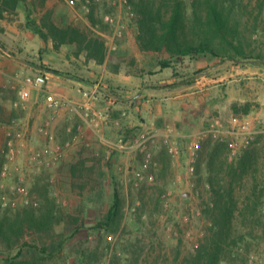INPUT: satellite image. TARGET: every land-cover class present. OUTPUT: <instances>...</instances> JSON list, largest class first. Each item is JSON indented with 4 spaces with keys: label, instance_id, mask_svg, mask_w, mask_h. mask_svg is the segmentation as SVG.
I'll return each instance as SVG.
<instances>
[{
    "label": "rangeland",
    "instance_id": "obj_1",
    "mask_svg": "<svg viewBox=\"0 0 264 264\" xmlns=\"http://www.w3.org/2000/svg\"><path fill=\"white\" fill-rule=\"evenodd\" d=\"M67 1L50 0V4L55 5L60 20L63 19L68 22L72 19L75 22L77 21L76 23L81 24L85 31L92 36L105 34L109 35V38L112 39L111 37H113L116 25L106 23V15H112L116 22L124 25L123 37L116 39L115 44L117 49L111 52L112 54L119 51V42L121 43V40H124L129 23L133 27V33L136 39L138 38L137 13L135 12V17L131 18L125 7L120 5V0L91 2L89 12L82 10L81 5L71 7ZM129 1L133 5V8H135V3H138L140 0ZM144 1L156 8L162 6L160 0ZM24 3V6L29 5L33 7L30 9L31 11L34 10L32 13L36 19L40 17V13L33 6L39 3L38 0H25ZM187 4L190 5V2H187ZM78 15L86 19L87 24L80 22ZM164 15H168V12H165ZM91 16L94 17L96 23L99 25L98 27L93 24V20L90 18ZM234 16L242 24L241 27L244 33L245 44L252 46L248 48V51L253 49L256 55L262 54L264 56V0H244L240 6V10L235 12ZM12 19L5 15H0V41L4 43L10 52L21 56V51L17 47L12 46L11 42L5 36L8 23ZM18 25L23 26V24ZM186 26L187 30H189L188 34L190 35L191 23L188 22ZM38 41L39 38L35 36L34 41H30L31 46L34 47V43ZM112 42L111 40L110 44ZM137 43L139 45L138 39ZM139 47L143 51H151L153 53L150 54V57H152L150 58L152 63L151 67H155L156 64L160 65L162 61L171 60L173 67H176V72L178 73L185 72L184 69H188V72L193 71V67H199L201 65H208L209 67L212 66L211 62L213 65L218 63L220 66H225L227 69L237 67L229 59L221 61L218 58L194 56L192 61H189L188 57L178 61L165 48L161 50H144L140 45ZM47 49L46 46L44 51L45 55L47 54ZM71 50L74 51L73 48ZM24 57L29 58L25 53ZM122 57L120 58L122 59ZM124 57L123 61L127 63L132 58L127 54ZM261 62H246L239 64V67L249 64L264 67V61ZM172 69L174 70L175 68ZM1 70L4 72L0 71V197L5 196L7 200L12 198L13 189L22 185L27 187L31 195L37 197L39 205L38 207H25L20 205L12 209L3 207L0 203V215L1 217L9 216L12 219L18 220L17 215L20 210L31 208H34L31 210H34L39 215V213L45 212L49 208V201L44 197V193H49L48 197L51 201L55 200L54 203H56L57 208L62 213L60 220L57 221L50 233L38 232L29 226L26 227L23 234L21 232L18 233L17 229H14L12 231L13 235L11 236L16 242L13 245L12 253L15 254L20 247L26 244L39 245L42 248L44 243L61 242L63 246L61 251L55 252L50 256H45L43 264H111L113 254L117 248L121 255L129 253L130 258L135 257L134 251L141 253L139 264H189L186 262V258L197 255L204 244H207L213 227L211 216L208 213V205L211 202V186L208 184L205 175V163L201 160V156L204 157V153L200 151L202 144L223 138L222 140L229 141V143L233 140L238 141L242 146L241 136H238L237 140H232L229 137L233 135V132L239 131L248 121L246 120L242 123L237 122L235 125L227 127L224 119L227 110H223V115L219 114L217 116L212 105L209 104L207 108H204L200 116L203 118V122L200 123L203 124L195 127L191 126V128H188L185 132H181L179 135L170 131V129L164 131L163 134L151 128L142 129L156 133L155 141L150 145L152 168L146 172L154 175V181L145 180L136 185L137 179H135V175L138 171L142 170L144 158L142 153L136 152L132 153L135 157L132 167L128 169V165H126L118 172H115L117 180L113 181V183L98 184L96 189L94 187L96 186L95 183L88 185L84 189V191H87L85 196L79 192L82 191V188H74V186L72 187L73 191H77H72L74 194H66L63 192V194L61 193L59 196H55L52 193L56 188L52 183H48L47 189H45L46 186L43 188L44 184L36 183L34 174L37 169L35 166L31 165L33 171L30 172L31 177L28 178L25 176V169L20 164L25 140L17 141L19 152L16 160L9 165L11 174L9 176L2 174L3 168L6 165L4 157L7 143L6 132L11 127L16 131L24 133V124L19 114L26 111V108L30 105L32 91L25 107H16L15 104L20 100L19 92L24 85L13 81V77L5 75L7 71L3 68ZM75 70H77V67L73 71ZM80 70L82 69L80 68ZM202 72L207 73L206 69ZM16 73L21 78L26 77L21 72ZM16 73H13V75L15 76ZM95 82H100L101 91L103 88L102 80L96 79ZM46 85L47 81L40 88L41 92L45 94V99L49 95L45 92L44 87ZM257 86L261 88H255L254 92L257 93L255 97L256 99L258 97L263 99L264 84H257ZM203 87L207 86L204 85ZM84 91L88 90H83L82 96ZM222 92L226 96L225 89ZM206 97L203 96V98ZM100 99L99 97V102H101ZM225 100L227 101V97H225ZM201 101L206 102L205 99H196L197 104L201 105ZM226 101H223L221 105L227 106ZM257 102L259 101L257 100ZM258 106L256 105V107ZM192 108V106H189V110H192ZM194 112L195 109L191 111V113ZM211 118H213L212 124L207 125V119ZM250 128L252 129V124H250ZM142 130H134L133 132L137 133ZM211 131H218L220 134L219 138L215 137ZM228 131L232 133H228ZM204 133L207 134L202 136L197 156L193 160L187 152V146L199 134L203 135ZM168 135L171 136L172 140L177 143L180 149L178 156H174L164 142ZM255 137L254 140L258 141V144L263 142L259 138V134ZM246 148L243 147L240 151L242 152ZM229 150V161L232 162L237 156L231 159V149L229 148ZM193 165L195 171L191 173L190 167ZM107 170L111 171L114 169L110 167ZM226 171L228 172V170ZM101 172V169H97V173L100 174ZM260 177L262 178L260 184L263 186L262 191H264V172L261 173ZM125 178L127 179L126 181ZM251 178H253L252 175L247 174L244 180L237 184L235 191L237 205L231 224L230 238L231 244L234 243L232 241L236 243H234V252L226 253L222 256V264H264V198L255 215L247 218L243 214L246 204L250 203L247 195L254 189V183L251 181ZM115 188L119 189L123 199L124 219L121 225L122 228L115 233H109L103 229L97 230L94 227L104 219V216L110 209ZM73 216H77L80 220L76 222L75 218H72ZM30 256L38 258V255L35 253L27 254V257Z\"/></svg>",
    "mask_w": 264,
    "mask_h": 264
},
{
    "label": "crops",
    "instance_id": "obj_2",
    "mask_svg": "<svg viewBox=\"0 0 264 264\" xmlns=\"http://www.w3.org/2000/svg\"><path fill=\"white\" fill-rule=\"evenodd\" d=\"M24 1L18 0L13 11L3 13V16L13 18L8 23L5 36L12 46L21 51V56H12L0 49V71L4 72L2 68L6 70L5 75L8 77H14L13 73L16 72H21L25 76H45L47 78L45 92L58 95L63 100L60 110H50L46 105L45 94L40 88H31L30 105L26 111L19 114L26 134L20 158L26 177H31V154L48 144L39 133V128L47 122L50 123L51 131L56 139L53 145H62L63 156L60 162L51 168H36L34 174L36 183L44 184L43 188L46 186V189L48 183H52L56 188L52 193L55 196L63 192L74 194L73 192L77 191H73V186L82 188L79 192L85 196L87 191L84 189L88 185L95 183L96 189L98 184L113 183L117 180L115 172L126 165L130 169L135 161L134 154L117 152L108 166H105L97 154L104 153L108 141L117 140L124 130L132 132L146 128L159 131L160 134L170 129L179 135L191 126L203 124L200 123L203 122L200 116L204 108L211 104L217 116L223 115V110H227V118L224 117L227 127L247 120L252 124L254 139L259 134V138L263 141L257 145L260 153L258 162L260 170L254 176L256 182L262 181L260 175L264 172L262 170L264 169V96L263 99L261 97L256 99L257 93L254 91L255 88H261L257 84H264V67L249 64L227 69L225 66H220L218 63L213 65L211 62L212 66L193 67V71L189 72L188 69H184L185 72L175 75L170 67L163 68L157 64L151 67L150 54L153 53L140 49L130 23L124 40L119 42V51L113 54L108 50L112 39L109 35L100 34L106 47L105 61L100 64L93 58L89 59L87 51L80 50L76 44L55 45L52 36L47 32L50 26L60 30L76 27L88 34L89 38L97 36H92L85 31L81 24L76 23L77 21L60 20L58 11L55 5L50 4V0H38L39 3L36 6L33 5L40 13L37 19L33 16L34 10L30 9L33 7L24 6ZM78 16L80 22L87 24L86 19ZM30 19L34 20L48 35L46 43L29 29ZM35 36L39 38V41L32 47L30 41H34ZM46 46L48 49L45 55ZM24 53L29 58L24 57ZM126 54L132 57L128 63L123 61ZM75 67L77 70L73 71ZM205 69L206 74L202 72ZM55 71L71 73L76 78ZM96 79L102 80L103 83L99 93L101 102L98 108L105 109L108 105L111 106L110 121L101 132L86 125L82 119L84 101L82 91L92 89L97 83ZM203 84L207 87H203ZM223 89L226 91V96L222 92ZM203 96L207 97L203 98ZM198 98L206 100V102H200L203 105L202 108L196 102ZM223 101L227 102V106L221 105ZM233 104L238 106L249 104L248 113L235 114ZM256 105L259 106L256 107ZM189 106L193 107L192 110L195 109L194 113H191ZM212 121L213 118L207 119L206 124H212ZM79 128H81L82 139L78 143L70 144L74 132ZM229 138L238 139L236 135H230ZM110 167L114 170H107ZM97 169H101L102 172L97 173Z\"/></svg>",
    "mask_w": 264,
    "mask_h": 264
},
{
    "label": "trees",
    "instance_id": "obj_3",
    "mask_svg": "<svg viewBox=\"0 0 264 264\" xmlns=\"http://www.w3.org/2000/svg\"><path fill=\"white\" fill-rule=\"evenodd\" d=\"M160 1L162 6L158 8L144 0L135 3L137 39L142 49L161 50L165 48L178 61L186 57L192 61L194 56L218 58L221 61L229 59L236 66L251 61H264L262 54L256 55L253 49L248 51V48L252 46L245 44L242 24L234 16L235 12L240 10L244 0ZM17 2L18 0H1L0 15H3L5 11H13ZM187 2H190V5ZM165 9L167 10L165 11ZM165 12H168V15H164ZM90 18H92L93 24L98 27L94 17ZM188 22L191 23L190 35L186 26ZM28 27L33 33L38 34L45 43L48 41V35L34 20L28 21ZM48 29L55 45L76 44L80 50L87 51L89 59L93 58L100 64L105 61V42L100 36L89 38L88 34L76 27L60 30L50 26ZM0 48L12 56H17L10 52L1 41ZM160 65L163 68H175V75L179 74L171 60L162 61ZM55 72L65 74L60 71ZM65 75L76 78L70 73ZM249 106V104L242 106L233 104L232 108L235 114L248 113ZM258 143V141L252 140L249 146L232 162L229 161L228 156L229 141L218 139L202 144L200 151L204 153V157L201 156V160L205 163V175L211 186V202L208 205V213L211 216L213 227L207 244H204L197 255L186 258V262L189 264H222V256L234 252V243L236 242L232 241L234 243L231 244L230 238L231 224L237 205L235 191L237 184L243 181L247 174L253 177L251 181L254 183V189L247 195L250 203L246 204L243 214L250 218L259 209L264 198V191H262L263 186L256 182L254 176L258 173L260 158ZM225 173L227 174L225 175ZM48 194L44 193V197L49 201V208L39 215L31 210L34 208L20 210L17 215L18 220L0 215V264H43L45 256L61 251L63 247L61 242H51L50 244L44 243L42 248L39 245L26 244L20 247L15 254L12 253L13 245L16 242L11 236L14 229L23 234L26 227L29 226L38 232L50 233L57 221L60 220L62 213L54 203L55 200L51 201ZM123 210L122 194L118 188H115L110 209L104 219L94 228L103 229L109 233L118 232L122 228ZM72 218H75L76 222L80 220L77 216ZM117 249L113 254L111 264H139L141 253L134 251L135 257L130 258L129 253L121 255ZM34 253L38 255V258L27 257V254Z\"/></svg>",
    "mask_w": 264,
    "mask_h": 264
},
{
    "label": "built area",
    "instance_id": "obj_4",
    "mask_svg": "<svg viewBox=\"0 0 264 264\" xmlns=\"http://www.w3.org/2000/svg\"><path fill=\"white\" fill-rule=\"evenodd\" d=\"M103 0H68L67 3L74 7L76 5H81L82 10L89 12L91 2H101ZM120 5L125 7L127 13L131 18L135 17V11L133 5L129 0H120ZM105 22L110 25H116L114 30L112 44L109 43L108 50L109 53L115 51L117 49L115 41L116 39H120L124 34V25L115 21V18L112 15L105 16ZM13 81L22 83L24 87L20 90L19 96L20 100L15 104L16 107L24 108L25 104L28 102L31 96V88H42L47 81V78L42 75L38 76H26L25 78H21L20 76L15 75L13 77ZM99 93H100V83H97L93 89L83 92V116L82 119L86 125H89L97 131L101 132L102 129L109 123L110 121V110L111 106L108 105L105 109H99ZM46 105L50 110L58 111L62 108L63 100L55 94H49L46 97ZM213 135L219 138L220 134L218 131H211ZM39 133L43 136L47 143L41 149L35 150L30 157L31 165L36 168H51L56 165L63 156V147L62 145L54 144L56 142L55 136L53 135L50 123L42 125L39 128ZM232 133V132H229ZM207 133L199 134L198 137L189 142L187 146V152L193 160L197 156V152L199 150L200 142L202 136ZM233 135L242 137V146L238 141L230 142L231 155L230 158L233 159L240 154V150L249 146L251 141L254 139L255 133L252 132L250 128V122L244 124L241 129L237 132H233ZM7 143L6 149L4 151V157L6 160V165L3 168V175L9 176L11 174V170L9 165L16 160L19 149L17 148V141H23L26 139L25 132H20L12 129L11 127L6 132ZM156 133L150 130H142L140 132H128L124 130L123 133L117 140L108 141L106 143V150L104 153H98L97 156L101 159L103 164L107 166L112 157L117 152L122 153H142L143 158V167L141 171H138L135 175V179H137L136 185L142 183V181L150 180L154 181V175L146 173L150 168H152V152L150 150V145L155 141ZM171 136H166L165 144L169 147L170 152L174 156H178L180 154V149L175 141L172 140ZM82 139L81 128H79L76 132H74L71 143H78ZM223 139V138H222ZM194 165L190 167V172H194ZM0 203L3 207H8L15 209L18 206L22 205L25 207H38L39 202L36 196L31 195L27 187L18 186L13 189V197L8 199L3 196L0 197Z\"/></svg>",
    "mask_w": 264,
    "mask_h": 264
}]
</instances>
